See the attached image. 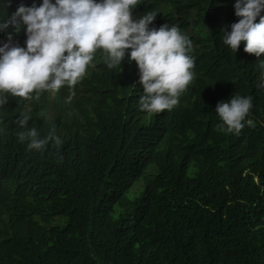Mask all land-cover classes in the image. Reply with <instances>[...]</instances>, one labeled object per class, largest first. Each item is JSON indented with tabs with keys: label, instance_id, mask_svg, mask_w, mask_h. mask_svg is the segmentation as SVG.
Returning <instances> with one entry per match:
<instances>
[{
	"label": "trees",
	"instance_id": "trees-1",
	"mask_svg": "<svg viewBox=\"0 0 264 264\" xmlns=\"http://www.w3.org/2000/svg\"><path fill=\"white\" fill-rule=\"evenodd\" d=\"M20 3L33 0H0V16ZM234 3L142 0L134 9L192 41L194 77L171 111L140 109L127 52L109 69L98 50L72 88L6 94L0 264H264V89L260 58L223 43ZM24 40L21 28L13 43ZM231 95L252 97L254 126L238 135L221 131L214 111ZM22 113L59 143L36 151L18 141Z\"/></svg>",
	"mask_w": 264,
	"mask_h": 264
},
{
	"label": "clouds",
	"instance_id": "clouds-1",
	"mask_svg": "<svg viewBox=\"0 0 264 264\" xmlns=\"http://www.w3.org/2000/svg\"><path fill=\"white\" fill-rule=\"evenodd\" d=\"M10 2V0H9ZM142 0H35L30 6L17 5L15 11L0 16V109L7 95L37 99L41 92L72 88L83 78L94 54L103 53L109 68L120 67L127 57L134 62L141 89L138 104L148 113L171 111L194 77L192 41L176 25L150 27L156 14L133 16ZM238 18L223 30V43L233 52L254 54L259 61L264 89V0H235ZM258 17V20H257ZM23 28L24 45L13 43V35ZM7 94V95H6ZM252 97L231 95L215 105L225 133L238 135L254 126L246 119ZM5 114L0 111V122ZM30 116L16 118L18 141H27L30 150L42 151L49 140L59 143L51 132L41 137L35 127H26Z\"/></svg>",
	"mask_w": 264,
	"mask_h": 264
}]
</instances>
